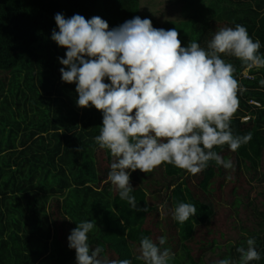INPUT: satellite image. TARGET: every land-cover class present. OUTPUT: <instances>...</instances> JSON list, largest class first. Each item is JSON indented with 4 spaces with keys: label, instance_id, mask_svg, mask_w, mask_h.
Masks as SVG:
<instances>
[{
    "label": "trees",
    "instance_id": "trees-1",
    "mask_svg": "<svg viewBox=\"0 0 264 264\" xmlns=\"http://www.w3.org/2000/svg\"><path fill=\"white\" fill-rule=\"evenodd\" d=\"M57 13L99 16L110 28L148 18L155 28H176L181 46L196 40L206 47L218 28L242 24L264 53V0H0V264H77L67 237L86 219L97 225L90 244L103 246L109 258L143 264L135 259L141 237L158 241L167 234L172 264L238 261L247 233L261 253L252 264H264V70L247 78L241 62L226 57L247 89L233 131L253 133L237 152L216 149L235 171L215 162L195 176L170 164L149 173L137 169L133 195L149 207L138 212L107 180L113 158L94 142L101 111L78 107L75 83L61 79L58 58L67 49L51 39L59 31ZM179 202L196 206L184 224L171 217Z\"/></svg>",
    "mask_w": 264,
    "mask_h": 264
},
{
    "label": "clouds",
    "instance_id": "clouds-1",
    "mask_svg": "<svg viewBox=\"0 0 264 264\" xmlns=\"http://www.w3.org/2000/svg\"><path fill=\"white\" fill-rule=\"evenodd\" d=\"M54 20L59 31L54 29L51 39L67 49L66 58H58L64 66L61 79L75 83L78 107H95L102 113L94 142L113 158L107 180L121 200L138 212L149 211L147 201L141 208L133 195L130 178L137 169L149 173L170 164L195 176L215 162L235 171L233 160L216 149L227 145L237 152L253 139V133L233 131L232 117L247 89L226 57L241 62L245 77L252 70H264L261 41L253 39L246 26L218 28L205 47L196 40L181 46L176 28L158 29L139 16L114 28L99 16L86 19L57 13ZM259 85L264 87V79ZM195 215L192 203L179 202L171 209L172 219L179 224ZM96 227L95 220L80 221L67 237L77 264H133L132 259L109 258L103 246L93 247L89 235ZM243 235L247 246L236 249L238 261L223 258L215 264L261 260L256 238ZM167 241V234L158 241L142 236L135 259L143 264H172L175 253L165 247Z\"/></svg>",
    "mask_w": 264,
    "mask_h": 264
},
{
    "label": "built area",
    "instance_id": "built-area-1",
    "mask_svg": "<svg viewBox=\"0 0 264 264\" xmlns=\"http://www.w3.org/2000/svg\"><path fill=\"white\" fill-rule=\"evenodd\" d=\"M247 78L253 79V78H254V75H252V74L249 72ZM250 103H251V104H254V105H256V106H261V102L258 101V100H251ZM249 119H250L249 116H247V117L244 118V120H249Z\"/></svg>",
    "mask_w": 264,
    "mask_h": 264
}]
</instances>
